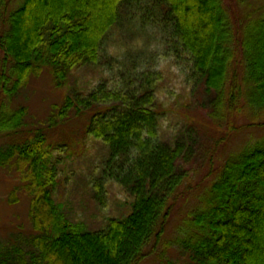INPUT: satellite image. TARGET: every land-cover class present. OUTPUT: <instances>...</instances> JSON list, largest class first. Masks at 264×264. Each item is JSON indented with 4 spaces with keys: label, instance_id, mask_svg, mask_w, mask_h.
Returning a JSON list of instances; mask_svg holds the SVG:
<instances>
[{
    "label": "trees",
    "instance_id": "trees-1",
    "mask_svg": "<svg viewBox=\"0 0 264 264\" xmlns=\"http://www.w3.org/2000/svg\"><path fill=\"white\" fill-rule=\"evenodd\" d=\"M6 3L0 2V137L24 127L27 108L10 102L41 71L49 69L63 88L74 69L100 62L113 31H127L123 6L138 31L160 35L171 55L187 57L190 78L214 92L216 120L226 125L243 112L248 123L237 130L231 121L224 140L235 130L264 126V16L239 24L225 0H23L9 17ZM152 63L129 59L113 80L67 95L49 118L56 125L72 111L90 113L88 133L109 149L103 177L134 197L130 213L100 230L68 219L54 199L53 153L38 134L0 152V165L26 182L34 229L25 246L0 245V264H140L162 241L188 174L178 165L186 144L161 139V73ZM204 187L176 230L186 264H264V138L232 154Z\"/></svg>",
    "mask_w": 264,
    "mask_h": 264
},
{
    "label": "rangeland",
    "instance_id": "rangeland-1",
    "mask_svg": "<svg viewBox=\"0 0 264 264\" xmlns=\"http://www.w3.org/2000/svg\"><path fill=\"white\" fill-rule=\"evenodd\" d=\"M22 1L0 0L7 2L8 17ZM225 2L239 24L244 23V19L254 21L264 16V0H247L245 4H239L238 0ZM128 11L126 6L122 7L124 26L120 28L127 31L124 35L121 31H113L106 53L98 64L74 69L63 88L55 86L53 73L45 69L11 100L13 109L27 108V117L20 133L0 137V152L10 145L31 142L38 134H43L57 170L54 199L66 217L73 222L85 223L91 230L103 229L110 218L125 217L132 210L134 197L119 183L103 177L109 149L102 140L88 133L90 113L76 115L72 111L69 119L56 125H51L49 118L54 116L55 105L62 104L67 95L88 93L101 81L113 80L118 67L129 59L141 57L153 61L152 67L161 73L156 85L161 139L171 146L178 140L186 144L178 165L188 174V184L184 187L183 197L173 208L172 222L162 241L150 248L151 253L140 264H186L188 258L176 243L180 220L199 204L196 195L214 180L223 162L248 144L264 138V126L253 125L235 132L248 123L242 111L227 120L226 125L216 120L211 100L214 92L207 94L203 83H195L190 78L188 68L191 66L187 57L175 52L171 55L160 35L153 32L144 35L138 31L137 25L126 17ZM230 122L237 130L224 140L233 130ZM25 185L16 170L0 165V245L17 244L18 240V245L25 246L26 238L34 232L29 216L31 195ZM197 188L199 191L196 192Z\"/></svg>",
    "mask_w": 264,
    "mask_h": 264
}]
</instances>
